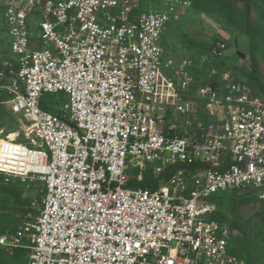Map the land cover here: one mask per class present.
I'll list each match as a JSON object with an SVG mask.
<instances>
[{
	"label": "built area",
	"instance_id": "built-area-1",
	"mask_svg": "<svg viewBox=\"0 0 264 264\" xmlns=\"http://www.w3.org/2000/svg\"><path fill=\"white\" fill-rule=\"evenodd\" d=\"M158 1L0 0V94L22 122L0 130V174L44 186L35 221L0 234L29 249L23 264H254L212 197L264 201V81L225 70L222 40L169 55L167 25L192 2ZM60 94L59 112L42 107Z\"/></svg>",
	"mask_w": 264,
	"mask_h": 264
},
{
	"label": "rangeland",
	"instance_id": "rangeland-1",
	"mask_svg": "<svg viewBox=\"0 0 264 264\" xmlns=\"http://www.w3.org/2000/svg\"><path fill=\"white\" fill-rule=\"evenodd\" d=\"M191 2V7L179 6L172 14L165 34L167 53L175 58L201 55L208 51L216 38H219L226 43L222 54L225 70H230L232 76L242 81L252 83L247 70L252 68L251 56L254 53L264 81V0H250L252 37L248 34L244 2L239 0H191ZM142 3L145 10L161 7L158 0H142ZM2 30L0 5V38ZM235 40L238 41V47ZM238 51L245 54V58L239 56ZM4 98V95L0 94V130H3V136L10 133L9 138L13 139L16 136L15 132L21 129L22 122L19 116L9 110ZM65 101L66 98L62 94L54 95L48 104L52 111L59 112ZM22 138L21 135L19 141H22ZM1 143L3 141L0 140V145ZM137 174L138 170L132 169L131 175L135 177ZM25 188L27 195L19 198L4 190L0 183V214L7 220L11 219L9 222L12 227H19L26 221H35L41 207L43 183L32 182ZM223 200L215 201L217 214L229 226H240L233 229L246 247L243 251L244 256L253 259L256 264H264V201L249 190L228 192ZM13 218H18V223L14 222Z\"/></svg>",
	"mask_w": 264,
	"mask_h": 264
},
{
	"label": "trees",
	"instance_id": "trees-1",
	"mask_svg": "<svg viewBox=\"0 0 264 264\" xmlns=\"http://www.w3.org/2000/svg\"><path fill=\"white\" fill-rule=\"evenodd\" d=\"M239 1H242L245 3V10H246V16H247V21H248V34L250 35V37H252L253 31H252V21H251V2L250 0H239ZM219 41L220 39L216 38L213 44H216ZM251 59H252V68L250 70H247V75L249 76L250 79H252L253 83H261L262 78H261L260 66H259L258 61L254 57V53H252ZM218 67L221 68L220 65H218ZM246 82L249 83V81H246ZM52 96L54 95H46V100L42 103V107H44L45 109L51 110L49 107L48 101L50 103ZM170 175H171V172H167L166 174L162 175V177L168 178ZM158 178L159 176L153 175L152 170L148 168L147 170H145L143 181H141L140 183L141 185H144V186L146 185L155 186ZM0 183L4 190L9 191L10 193H13L16 197L21 198L24 195H27L25 194L26 184L22 183L19 179L8 178L6 175L0 174ZM136 183H137V178L135 176L132 179V184L134 185ZM226 195L227 193H223V194L212 197V199L214 202L216 200L220 201V200H223ZM213 217L223 222L221 217L217 214V212H215ZM9 221H11V219L7 220L5 219L4 215L0 214V234L13 233L15 231L17 227H12ZM13 221L18 223L19 219L13 218ZM236 227H240V226L234 225V227H231L233 231L231 251L232 253L246 259L247 261L254 263L253 259L244 256L243 251L246 249V247L243 245V242L241 241V237L235 235L233 228H236ZM28 253H29V249L27 248H18L15 250L13 254H11L6 249L0 247V264H5V262L7 263L13 262L15 264L26 263L28 260L27 258Z\"/></svg>",
	"mask_w": 264,
	"mask_h": 264
},
{
	"label": "water",
	"instance_id": "water-1",
	"mask_svg": "<svg viewBox=\"0 0 264 264\" xmlns=\"http://www.w3.org/2000/svg\"><path fill=\"white\" fill-rule=\"evenodd\" d=\"M235 44H236V47H238V41L235 40ZM238 54L239 56H241L242 58H245V54L241 53L240 51H238Z\"/></svg>",
	"mask_w": 264,
	"mask_h": 264
},
{
	"label": "crops",
	"instance_id": "crops-1",
	"mask_svg": "<svg viewBox=\"0 0 264 264\" xmlns=\"http://www.w3.org/2000/svg\"><path fill=\"white\" fill-rule=\"evenodd\" d=\"M168 28V27H167ZM167 28H166V30H167ZM166 30H165V32H164V35H163V44L165 45V34H166Z\"/></svg>",
	"mask_w": 264,
	"mask_h": 264
}]
</instances>
